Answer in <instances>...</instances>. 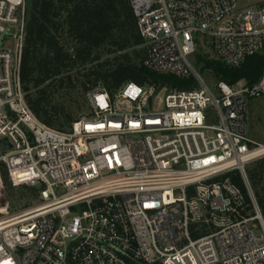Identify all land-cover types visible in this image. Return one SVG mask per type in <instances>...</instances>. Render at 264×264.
<instances>
[{
    "label": "built area",
    "instance_id": "2783aa9c",
    "mask_svg": "<svg viewBox=\"0 0 264 264\" xmlns=\"http://www.w3.org/2000/svg\"><path fill=\"white\" fill-rule=\"evenodd\" d=\"M129 2L142 65L194 86L126 82L110 94L98 84L88 112L59 130L34 116L21 87L24 0H0V166L32 173L47 194L28 210L0 206V264H264L245 172L264 156L246 121L264 70L250 84L208 83L191 61L202 40L232 68L264 52V0Z\"/></svg>",
    "mask_w": 264,
    "mask_h": 264
},
{
    "label": "trees",
    "instance_id": "16d2710c",
    "mask_svg": "<svg viewBox=\"0 0 264 264\" xmlns=\"http://www.w3.org/2000/svg\"><path fill=\"white\" fill-rule=\"evenodd\" d=\"M24 15L20 83L29 109L49 127L65 130L61 120L70 122V118L52 97L76 86L84 95L98 84L110 94L126 82L159 88L194 86L192 77L178 78L145 68L143 50L129 52L142 42L129 0H24ZM193 55L200 73H209L229 85L253 83L264 70V52L248 56L235 68L215 58ZM75 79L78 82L74 83ZM262 164L264 158L260 175L264 173ZM228 175L248 202L240 174L232 171ZM246 175L264 216V204L256 189L257 175L254 169L247 170Z\"/></svg>",
    "mask_w": 264,
    "mask_h": 264
},
{
    "label": "rangeland",
    "instance_id": "374dc122",
    "mask_svg": "<svg viewBox=\"0 0 264 264\" xmlns=\"http://www.w3.org/2000/svg\"><path fill=\"white\" fill-rule=\"evenodd\" d=\"M249 1L251 4H254L261 0ZM129 52H142V49L137 46L130 48ZM195 53L204 55L208 58L214 57L211 49L207 46L204 40H202V42L198 44ZM191 61L197 69L194 55L191 57ZM75 73V71L72 72V74ZM200 75L208 83H213L215 81L214 77L209 73H200ZM75 82H78V80L75 79L74 83ZM76 85H78V83ZM52 98L54 103H58V106L61 108L63 114L70 118V122H68L67 118H65V120H63L64 118H62L61 120L62 128L65 130L68 129V127L74 120L88 112L85 95L79 86H76L75 88H72L70 90H62L60 93H55ZM246 121L248 127V137L252 141L264 145V96L259 99L250 100L248 102ZM263 158L264 156L248 163L245 166V172L247 170L249 171L254 169L257 175L255 177V181L257 183L256 189L264 204V173H262L261 175L259 173V169L261 166L260 161ZM262 166L264 167V164H262ZM253 190L255 191V187L253 188ZM254 199L256 201L255 197ZM46 201L47 196L45 188L41 182L35 180V177L32 175V173L26 172L13 176L8 173V171L3 166H0V206L3 210V213L5 212L10 214L28 210L34 207H38ZM258 209L259 211L261 210L259 206ZM246 213L251 214V211L247 208ZM260 214L264 223V216L261 211Z\"/></svg>",
    "mask_w": 264,
    "mask_h": 264
},
{
    "label": "water",
    "instance_id": "95a60500",
    "mask_svg": "<svg viewBox=\"0 0 264 264\" xmlns=\"http://www.w3.org/2000/svg\"><path fill=\"white\" fill-rule=\"evenodd\" d=\"M8 36H9V35H8V34H6V35L4 36V38H5V37H8ZM2 144H3V142H2ZM3 145H4V144H3ZM46 196H47V194H46Z\"/></svg>",
    "mask_w": 264,
    "mask_h": 264
}]
</instances>
